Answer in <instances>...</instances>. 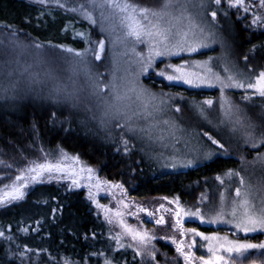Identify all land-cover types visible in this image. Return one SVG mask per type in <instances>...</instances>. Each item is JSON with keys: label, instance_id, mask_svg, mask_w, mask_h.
Returning <instances> with one entry per match:
<instances>
[{"label": "rangeland", "instance_id": "rangeland-1", "mask_svg": "<svg viewBox=\"0 0 264 264\" xmlns=\"http://www.w3.org/2000/svg\"><path fill=\"white\" fill-rule=\"evenodd\" d=\"M210 1L207 12L204 11L207 0H172L167 8H163L165 0L134 1L139 6L161 11L160 18H152L156 25L153 31L161 34L142 35L137 40L127 34V22L121 23L126 13L93 7L89 0H67L68 6L86 5L96 21L92 23L82 15L85 9L81 12L65 9L76 19L73 28L80 29L78 40L75 35L71 36V46L36 49L35 43L25 36L11 34L2 36L1 41L11 50L9 61L32 63L23 69L27 77L19 91L22 99L67 108L81 117L78 118L80 126L89 127V122L98 121L108 133L106 136L116 140L121 155L134 160L132 168L140 161H149L161 172H179L197 167L215 156L231 157L232 161L227 159V165L220 167H230L226 169L227 173L218 175L215 184L205 182L209 189L207 193L216 195L213 203L207 206L203 201L207 208L196 215V209L173 202L175 208L167 218V200L155 197L147 203L134 199L122 187L107 183L96 166L78 155L58 148L39 147L37 157L21 170L19 176L22 179L0 186V208L21 199L30 187L51 183L67 191H84L113 236L144 254L154 256L157 243H161L167 250L179 254V264H202L201 257L213 259L209 245L216 255H223L216 249L226 246L224 239L208 241L195 232L234 241L239 236L229 226L236 227L246 211L259 213L264 209V200L251 199L258 194L264 195V159H261L264 157V143H261L264 140V97L247 88L264 72V52L237 49L228 12L235 13V18L250 31L264 33V6L261 0H244V5L237 7L231 6L234 0H221L219 5L215 0ZM65 23L72 30L73 22ZM100 41L104 43L103 51L98 47ZM17 42L22 45L26 57L21 50L16 53ZM78 46L80 48H76ZM262 46L264 48V36ZM68 48L73 52L65 51ZM76 52L82 55L75 56ZM156 52L161 54L155 55ZM53 53L55 55H51ZM149 58L151 65L147 66ZM76 61L81 63L77 65ZM170 75L178 79L170 81L167 79ZM229 76L233 79L229 80ZM235 83L245 87H224V84ZM162 85L168 86L169 90H159ZM173 87L199 93V106L195 108L196 102L188 99L180 103L187 108L188 114L176 111L180 104L177 107L174 102L182 97L172 93ZM206 101H212V104ZM209 136L223 147L213 144ZM253 142L258 146L252 147ZM38 164H59L62 171H45L33 180L31 177L36 173L28 170ZM73 180L77 183L73 184ZM12 185L22 196L12 198L19 195L12 191ZM5 193L9 195L5 196ZM234 210L235 216L232 215ZM161 217L163 221L157 223ZM201 220L215 224L216 231L202 233L199 230L203 227ZM255 241L246 243L257 244ZM258 241V244L264 243V236ZM178 245L185 255H189L188 261L177 251ZM247 251L243 256H223L228 259V264L233 260L237 264H264V249Z\"/></svg>", "mask_w": 264, "mask_h": 264}, {"label": "trees", "instance_id": "trees-1", "mask_svg": "<svg viewBox=\"0 0 264 264\" xmlns=\"http://www.w3.org/2000/svg\"><path fill=\"white\" fill-rule=\"evenodd\" d=\"M207 2L205 12L212 3ZM228 14L237 49L264 52V33L250 31L235 18V13L229 11ZM75 20L65 8L58 6L42 7L26 0H0V186L15 182L24 166L37 157L39 147L58 148L96 166L107 183L119 185L134 199L147 203L155 197L167 200V218L173 213L174 203L196 209L197 213L206 209L204 202L209 206L216 195L207 193L209 189L205 182L215 184L218 175L227 173L226 169L230 167H220L227 165V159L232 161L231 157L215 156L197 167L179 172H161L149 161H140L132 168L134 160L121 155L116 140L106 136L108 133L98 121H88L89 127L80 126L78 118L81 117L67 108L22 99L19 91L27 77L23 69L32 63L9 61L11 50L1 41L2 36H25L32 44L42 45L43 50L59 45L71 46V36L77 38V32H80L77 27L76 31L73 28ZM65 22H73L72 30ZM90 33L93 35V31ZM21 47L17 42L16 53L19 54ZM22 55L27 56L25 52ZM160 88L161 91L169 90L165 85ZM171 90L182 97L178 102L174 100L177 107L188 99L196 102L195 108L199 106V93L175 87ZM183 106L178 107L179 113L188 114ZM90 129L94 131L89 132ZM251 199L258 202L264 200V195L258 194ZM201 223L203 227L199 230L202 233L216 231L215 224L202 220ZM234 226L229 227L239 237L233 242L246 243L256 239L258 244V238L264 236V231L245 234ZM0 233V264H179L180 260L179 254L167 250L161 243H157L156 253L152 256L119 242L84 191H67L51 183L30 187L21 199L1 207ZM216 250L223 255H236L235 252H224L220 246Z\"/></svg>", "mask_w": 264, "mask_h": 264}, {"label": "snow or ice", "instance_id": "snow-or-ice-1", "mask_svg": "<svg viewBox=\"0 0 264 264\" xmlns=\"http://www.w3.org/2000/svg\"><path fill=\"white\" fill-rule=\"evenodd\" d=\"M27 3L30 4H38L41 5L42 7H47L50 4H55L56 6L60 8H65L67 11H74V12H81V9H85L82 12V15L90 20L92 23H96V21L92 17V12L86 9V5L81 4L79 8L77 7H67L66 8V3L67 0H26ZM221 0H215L216 4H220ZM89 3L93 7L97 8H108L112 9L114 12L118 10L120 13H126L127 15L121 18V23L125 24V21L127 22L125 26L128 29V35L129 36H135L137 40L141 38L142 35H147V36H153V35H160L161 33L159 31L154 32L153 29L156 28V25L152 23V18H160L161 17V11H158L154 8H149V7H142L137 5L134 2H131V0H89ZM172 0H165V3L163 4V8H167L171 5ZM262 6H264V0H261ZM244 5V0H234L231 6L237 7V6H243ZM245 11H247V8L245 7ZM213 18H215L216 13H212ZM146 22V23H145ZM79 35V34H78ZM99 49L103 51L104 48V43L103 41L99 42L98 45ZM36 49L42 48V45L40 44H35ZM191 50H195V48H192ZM65 51L71 53L73 52V49L68 48L65 49ZM160 52H156L155 55H160ZM51 55H55L54 53ZM75 56H81L82 54L79 52L74 53ZM96 59L99 60L100 56L97 55ZM75 64H80V61L74 62ZM151 65V59L149 58L147 61V66ZM206 67V65H205ZM174 71H180V69H174ZM208 71L210 72L211 69L209 68ZM168 80H174L178 79L177 77L174 76H168ZM219 79V77H217ZM229 80H232L233 78L231 76L228 77ZM186 83H191V81L186 80ZM224 87H239V88H244V84L240 83H235V84H224ZM247 88L249 89H254L260 96L264 97V72H261L259 76L257 77L255 83H249L247 85ZM207 104L211 105L212 101H206ZM176 111H180L179 108L176 109ZM209 140L213 144H217L218 147H223V145L219 144L218 141L213 139L211 136L208 137ZM127 143V142H125ZM261 143H264V140L261 141ZM258 145L253 142L252 147H257ZM261 159H264L262 157ZM29 172L36 173L35 176H32L31 178L35 180L39 175H41L43 172H53V171H62L60 168L59 164L53 165V164H38L35 165L34 167L30 168L28 170ZM89 172H91V169H88ZM17 180L22 179V177L18 176L16 177ZM73 184H76L77 181L73 180ZM244 181L241 179V184L243 185ZM115 187H119V185H116ZM12 191L14 193H19V189L16 188L15 185H12ZM237 196L240 195V190L237 189L236 192ZM9 193H5V196H8ZM19 196H22V193H19V195H14L12 198L16 199L19 198ZM171 203V201H170ZM245 204L248 203L247 200L244 201ZM178 214V213H177ZM151 215V214H149ZM198 215V213L196 214ZM233 216H235V210L232 213ZM163 221V218L161 217L160 220L157 221V223H161ZM237 229L242 230L245 232V234L249 232H255V231H264V209H262L259 213L255 212H248L246 211L243 215V218L241 221L236 225ZM195 232V230H192ZM2 235V233H0ZM147 235V234H145ZM195 235L200 236L201 239L204 240H219V239H224L226 242V246H221L223 248L224 252H227L229 254L235 252L237 256H243L244 253L249 250V249H257L261 250L264 249V243L262 244H253V243H239V242H233V241H228L226 237L220 238V237H207L203 236V234L199 232H195ZM136 237L134 236L133 239ZM144 237H141V240H143ZM175 243V241H173ZM177 251L180 252L181 255L184 256L185 260H189V255H185L183 252V249L178 245L177 246ZM209 251L213 252V259H204L201 257L202 264H228V259L223 256V255H216L215 250L211 245H209ZM232 264H237L235 260H233Z\"/></svg>", "mask_w": 264, "mask_h": 264}]
</instances>
